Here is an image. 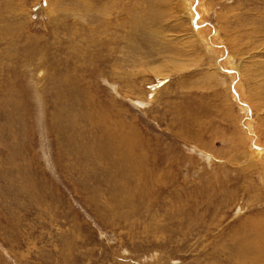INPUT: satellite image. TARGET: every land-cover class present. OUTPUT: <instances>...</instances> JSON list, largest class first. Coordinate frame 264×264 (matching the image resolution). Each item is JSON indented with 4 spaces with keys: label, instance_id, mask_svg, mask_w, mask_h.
I'll return each mask as SVG.
<instances>
[{
    "label": "rangeland",
    "instance_id": "374dc122",
    "mask_svg": "<svg viewBox=\"0 0 264 264\" xmlns=\"http://www.w3.org/2000/svg\"><path fill=\"white\" fill-rule=\"evenodd\" d=\"M0 264H264V0H0Z\"/></svg>",
    "mask_w": 264,
    "mask_h": 264
},
{
    "label": "bare ground",
    "instance_id": "6f19581e",
    "mask_svg": "<svg viewBox=\"0 0 264 264\" xmlns=\"http://www.w3.org/2000/svg\"><path fill=\"white\" fill-rule=\"evenodd\" d=\"M193 29H194V28H193ZM193 29H192V30H193ZM194 31H195V30H194ZM197 32H198V31H197ZM193 36H194V35H193Z\"/></svg>",
    "mask_w": 264,
    "mask_h": 264
}]
</instances>
